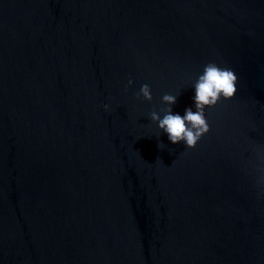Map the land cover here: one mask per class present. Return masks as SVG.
I'll return each instance as SVG.
<instances>
[{"label": "water", "instance_id": "water-1", "mask_svg": "<svg viewBox=\"0 0 264 264\" xmlns=\"http://www.w3.org/2000/svg\"><path fill=\"white\" fill-rule=\"evenodd\" d=\"M0 264H264V0H0Z\"/></svg>", "mask_w": 264, "mask_h": 264}, {"label": "clouds", "instance_id": "clouds-1", "mask_svg": "<svg viewBox=\"0 0 264 264\" xmlns=\"http://www.w3.org/2000/svg\"><path fill=\"white\" fill-rule=\"evenodd\" d=\"M237 77L234 71L227 67H221L215 62H209L203 67L194 83V108H185L184 114L173 113L171 105L176 103L177 96L164 94L162 102L167 106L161 109L163 116L156 110L149 113V118L157 123V127L167 133L169 141L173 144L183 142L187 147H195L203 134L209 131V125L205 117V107H213L223 97L231 98L236 91ZM131 85L132 81L129 80ZM136 97H143L145 100H152L150 86L142 84ZM107 109L108 105H104ZM158 143V147L160 148Z\"/></svg>", "mask_w": 264, "mask_h": 264}]
</instances>
